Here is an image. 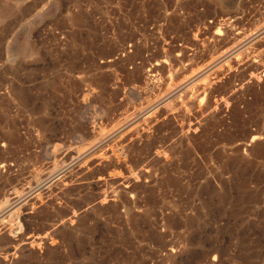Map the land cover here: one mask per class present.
<instances>
[{
    "label": "rangeland",
    "instance_id": "obj_1",
    "mask_svg": "<svg viewBox=\"0 0 264 264\" xmlns=\"http://www.w3.org/2000/svg\"><path fill=\"white\" fill-rule=\"evenodd\" d=\"M0 264H264V0H0Z\"/></svg>",
    "mask_w": 264,
    "mask_h": 264
},
{
    "label": "bare ground",
    "instance_id": "obj_2",
    "mask_svg": "<svg viewBox=\"0 0 264 264\" xmlns=\"http://www.w3.org/2000/svg\"><path fill=\"white\" fill-rule=\"evenodd\" d=\"M256 139V138H255Z\"/></svg>",
    "mask_w": 264,
    "mask_h": 264
}]
</instances>
